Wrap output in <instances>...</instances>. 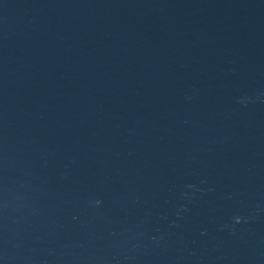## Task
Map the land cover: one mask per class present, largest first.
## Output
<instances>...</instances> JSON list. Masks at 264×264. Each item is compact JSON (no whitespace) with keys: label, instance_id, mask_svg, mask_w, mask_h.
Listing matches in <instances>:
<instances>
[{"label":"water","instance_id":"95a60500","mask_svg":"<svg viewBox=\"0 0 264 264\" xmlns=\"http://www.w3.org/2000/svg\"><path fill=\"white\" fill-rule=\"evenodd\" d=\"M0 264H264V0H0Z\"/></svg>","mask_w":264,"mask_h":264}]
</instances>
